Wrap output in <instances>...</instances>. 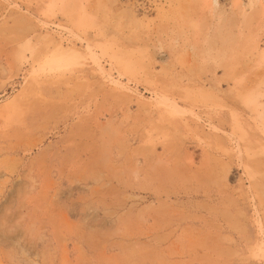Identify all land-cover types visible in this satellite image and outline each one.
Returning <instances> with one entry per match:
<instances>
[{
  "label": "rangeland",
  "instance_id": "obj_1",
  "mask_svg": "<svg viewBox=\"0 0 264 264\" xmlns=\"http://www.w3.org/2000/svg\"><path fill=\"white\" fill-rule=\"evenodd\" d=\"M0 264H264V0H0Z\"/></svg>",
  "mask_w": 264,
  "mask_h": 264
},
{
  "label": "bare ground",
  "instance_id": "obj_2",
  "mask_svg": "<svg viewBox=\"0 0 264 264\" xmlns=\"http://www.w3.org/2000/svg\"><path fill=\"white\" fill-rule=\"evenodd\" d=\"M235 2V1H234ZM239 3H240V1H239ZM239 5V4H238ZM237 6V5H236ZM240 6V5H239ZM258 7V6H257ZM170 8V7H169ZM253 8V7H252ZM239 9H240V7H239ZM244 9V8H243ZM262 10V9H261ZM249 11H252V10H249ZM238 12V11H237ZM242 12V11H241ZM253 12V11H252ZM256 12V11H255ZM243 13V12H242ZM249 13V12H248ZM253 14H254V12H253ZM162 15V14H161ZM243 16V15H242ZM238 17V16H237ZM240 18V17H239ZM258 18H260L259 16H258ZM256 19V18H255ZM262 21V20H261ZM230 26V25H229ZM233 32V31H232ZM258 34V33H257ZM242 35V34H241ZM243 38V37H242ZM240 39H241V37H240ZM239 43V42H238ZM245 45V44H244ZM240 46V45H239ZM239 49V48H238ZM237 50V49H236ZM161 55V54H160ZM262 98V97H261ZM255 110H257V109H255ZM214 128V127H213ZM106 157V156H105ZM158 161V160H157ZM156 161V162H157ZM187 162V161H186ZM118 166H120V165H118ZM119 169V168H118ZM135 169V168H134ZM84 176V175H83ZM251 176V175H250ZM152 197V196H151ZM169 197V196H168Z\"/></svg>",
  "mask_w": 264,
  "mask_h": 264
}]
</instances>
